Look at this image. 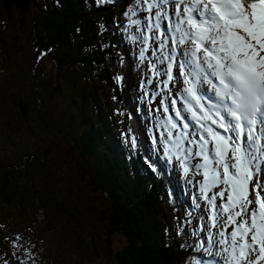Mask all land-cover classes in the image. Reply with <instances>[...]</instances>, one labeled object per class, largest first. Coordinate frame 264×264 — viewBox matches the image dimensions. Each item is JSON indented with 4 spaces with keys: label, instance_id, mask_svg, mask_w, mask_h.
Returning <instances> with one entry per match:
<instances>
[{
    "label": "trees",
    "instance_id": "obj_1",
    "mask_svg": "<svg viewBox=\"0 0 264 264\" xmlns=\"http://www.w3.org/2000/svg\"><path fill=\"white\" fill-rule=\"evenodd\" d=\"M33 6L36 8L31 27L35 58L56 52L54 60L58 65L83 67L86 79L90 82L95 79L96 83L85 91L81 104L73 86L68 99L58 86L62 99L52 104L41 95L34 77L31 86H35L41 114L34 123L30 118L24 120L18 109L14 110V118L7 119L4 103L0 101V119L3 116L7 122L0 125V138L2 134L15 135L7 143L10 153L0 162V217L7 216L6 220L10 221L14 219L13 212L21 216V211L39 210L47 216L80 214V206L86 201L83 192L91 187L95 193L93 201L106 202L101 211L104 231L109 237L122 235L127 240L126 246L114 253L116 264H195L198 253L187 230L191 225L181 226L188 204L178 189L176 175L179 174L160 164L157 157H161V150L156 149L155 155L149 144L151 134L145 110L148 104L138 94L147 61L139 59L142 41L131 39L141 35L144 23L132 29L129 20L130 6L139 9L136 0H97V3L46 0L42 4L35 1ZM12 19L6 15L8 31L4 34L0 31L2 50L1 38L11 31ZM24 69L16 63L9 65L7 70L11 75L7 82L0 83L1 94L25 84L26 80L13 85V81L24 78ZM5 75L0 70V77ZM63 79L69 77L64 75ZM98 83L102 85L100 93ZM108 92L110 104L106 102ZM84 100L94 103L95 117L86 112ZM112 102L125 117L126 128L133 137L132 145L117 139ZM51 109L59 110V117L53 123L46 120ZM55 139L64 141L70 155L77 159L69 172L68 157L54 160L51 155L44 156L48 150H59L60 142L56 144ZM76 172L85 178L78 177ZM189 175H194L191 170ZM1 232L0 239L7 236ZM108 254L110 258L111 249Z\"/></svg>",
    "mask_w": 264,
    "mask_h": 264
},
{
    "label": "snow or ice",
    "instance_id": "obj_2",
    "mask_svg": "<svg viewBox=\"0 0 264 264\" xmlns=\"http://www.w3.org/2000/svg\"><path fill=\"white\" fill-rule=\"evenodd\" d=\"M162 6L171 8V14ZM153 8L156 21L149 31L160 30L162 18L177 21L179 39L172 35L170 44L162 40L157 46L167 53L158 57L160 63L169 61L160 70L167 75L165 88L173 80L180 84L181 75L186 85L168 89L181 98L183 109L176 107V99L161 101L164 111L172 108L176 117H168L171 148L166 147V154L170 161L175 157L185 176L190 166L202 176L192 212L201 208L202 198L210 216L201 211L205 223L200 231L207 239L201 238L200 246L218 245L208 253L219 257L212 264H264V0H153L147 11ZM141 10L130 6L133 15ZM172 31L164 25L159 36ZM131 39L147 44L149 37ZM147 51L140 49L139 59ZM194 159L198 162L191 164ZM209 218L214 232H209Z\"/></svg>",
    "mask_w": 264,
    "mask_h": 264
},
{
    "label": "rangeland",
    "instance_id": "obj_3",
    "mask_svg": "<svg viewBox=\"0 0 264 264\" xmlns=\"http://www.w3.org/2000/svg\"><path fill=\"white\" fill-rule=\"evenodd\" d=\"M35 1L42 4L46 0ZM95 1L97 3V0ZM152 2L153 0H145V3L140 7L143 9L142 15L145 16L144 18H147V20L144 21L146 29L142 31L140 36H148L149 40L147 44L142 42L143 44L139 48L138 53L140 49L145 47L149 50L148 43H152L155 50H157L158 57L163 59L164 55H166V50L159 49L157 46L162 40L169 44L171 43L169 37L176 34L174 32V25L177 21L175 18L171 20L162 18V28L157 30L153 27V30L149 31V26L154 25L156 21L155 12L157 9L153 8L151 12L147 11L148 4ZM157 2H159V0H157ZM162 7L167 9L169 15L171 14V8H168V6ZM35 10L36 8L32 4L30 10L25 13V15H22L19 8L13 7V19L11 18L12 22L9 24L11 31L1 38L4 50L0 48V70H4L6 73L5 77H0L1 84L9 80V75H11L7 70L9 65L13 66L16 63L26 70V74H22L24 78H18L16 81H13V85H16L17 83L22 84L26 80L25 84L18 85L13 90H8V92L4 91L2 94L0 93V101L4 103L5 107V117L7 119L8 117L11 119L14 118V110L19 109V101L23 100L29 106V118L32 123L41 118V114H39L40 112L37 109L39 103L38 100H36L37 94H35V86H31L34 77L38 80L41 95L46 101H50L52 104H58L62 99L58 86L66 93V99L71 97L70 87L73 86L75 97L81 104L85 91L88 92L89 88H92L93 84L96 83L95 79H91V82L89 79H86L83 67L77 68L67 65H58L54 60L56 55L54 53L56 52L49 54L43 53L35 58L36 48L34 47L31 30ZM6 15L7 12L0 2V31L2 34L8 31ZM22 17H24V21L21 24ZM164 25H171L173 31L169 32L166 37H160L159 32L163 30ZM153 33H155V35H153ZM15 36H18L17 40H14ZM58 53L62 56L61 51ZM154 62H156L155 72L153 71V62H146V64H144L147 74L146 81H143L142 84L139 85L138 90L143 93L142 96L144 99H150L153 95L155 98L160 97V101H158L157 104H150L149 108L147 110L145 109L148 112V118L151 120V118L154 117V122H156L157 116H155V114L158 115L157 112L164 111V103H167L169 100L161 93V90L164 89L163 81H165L166 76L165 72L160 71L162 68L166 70L168 61L164 60L163 64H161L160 60L156 59ZM157 72L160 74L157 75ZM64 75H67L69 80H64ZM13 77L14 76L11 78ZM98 88V92L100 93L102 90L101 83H98ZM139 91L138 94L140 93ZM108 98L109 92L106 94V102L110 104L111 102ZM162 100L164 103H161ZM84 102L86 112L92 117H95V111L97 109L94 103L92 101L88 102V100H84ZM112 104L113 123L117 130V139L125 145H127V143L132 145L134 141L132 135L126 128V123L124 122L125 117L123 114L119 113L117 105L113 102ZM152 113L154 116L150 115ZM164 114L165 113H162L161 117L158 115V117L162 119L163 130L159 131V125H156L154 130L151 124L147 125L148 130L151 131V135L154 134L156 136V138H154V135L149 138V144L152 146L153 153H155L157 148L161 149V157H157L158 161L162 165L176 170L179 174L176 175L178 189L182 192L183 197L188 203L184 212L185 221L181 223V226L187 228V223L191 225V228H187L188 236L193 242L192 245L198 250L199 256L198 259H195V264H212L214 259H219V257H215L214 255L210 256L208 253L209 251L215 253L218 250V245L200 246L201 238L207 239V234L200 231L205 223V220L201 219V211L203 210L205 217H209L210 213L207 211L209 205L201 198L199 200L201 208L192 212L194 197L200 196L199 181L202 180V176L196 174L198 177V181L196 182L192 177L185 176L183 168L180 167L175 157H173L171 161L168 159L166 147L171 148V141L169 140L168 132H166L168 128H164ZM76 115L75 120L77 121ZM56 116L59 117V110L55 111L51 109V113L46 116V120L49 123H53L56 121ZM159 121L161 120L159 119ZM3 123L7 124L3 116H1L0 125H3ZM1 136L0 162H4L6 160L5 158H7L6 155L10 153L11 149L8 147L7 143L8 141H12L15 135L8 136V134H4L3 136L2 134ZM54 141L56 144L60 142V145L58 144L57 146L59 150L57 152L48 150L44 153V156L49 152L48 156L45 157L51 155V158L54 160H62L68 157L69 165L66 166V169L69 172L70 169L76 165L77 159L75 155H70V149L64 141L61 142L57 139ZM166 141L168 142L167 145ZM25 159L26 158H24L23 161ZM197 162V159L192 160V164ZM76 175L85 178L81 173L76 172ZM78 187L80 186H77V188ZM87 189H82L84 191L87 190V192H83L86 201L83 206H80V214L74 215L72 213H64L54 215L50 213L49 216H47L45 212L39 210L35 213L31 211H21V216H17L15 212H13L14 219L11 218L9 219L10 221L6 220L7 216H4V218L0 217V231L4 234L7 233L6 237L0 239V264H116L114 253L123 249L127 244V240L122 235H112L111 237L107 235L104 231V222L101 214L106 202L102 199H100V201L97 199V202L93 201L95 200V193L90 190L91 187ZM213 191H218V189H214ZM97 194L98 197L101 196L99 190ZM209 195H211V193H209ZM217 203H220V201L218 200ZM189 213H191V215H189ZM207 223L209 225V232L216 231L211 228L210 218L207 219ZM228 231L230 232L231 228H229ZM212 239L218 241L219 236H214ZM108 241H111L110 245ZM109 249H111L113 253L110 258L108 254ZM203 250V254L200 255Z\"/></svg>",
    "mask_w": 264,
    "mask_h": 264
},
{
    "label": "water",
    "instance_id": "obj_4",
    "mask_svg": "<svg viewBox=\"0 0 264 264\" xmlns=\"http://www.w3.org/2000/svg\"><path fill=\"white\" fill-rule=\"evenodd\" d=\"M32 1L33 0H1L10 18L12 15V6L18 7L20 9L21 14L23 15L29 10ZM22 21L23 19L21 20V22ZM16 39L17 36L15 40ZM19 112L23 119H27L29 117V106L23 100L19 101ZM48 153L49 152H47L45 156H48Z\"/></svg>",
    "mask_w": 264,
    "mask_h": 264
},
{
    "label": "bare ground",
    "instance_id": "obj_5",
    "mask_svg": "<svg viewBox=\"0 0 264 264\" xmlns=\"http://www.w3.org/2000/svg\"><path fill=\"white\" fill-rule=\"evenodd\" d=\"M187 47V46H186Z\"/></svg>",
    "mask_w": 264,
    "mask_h": 264
}]
</instances>
